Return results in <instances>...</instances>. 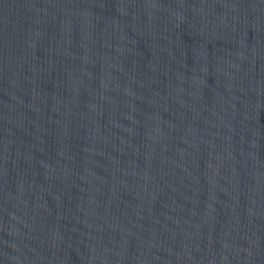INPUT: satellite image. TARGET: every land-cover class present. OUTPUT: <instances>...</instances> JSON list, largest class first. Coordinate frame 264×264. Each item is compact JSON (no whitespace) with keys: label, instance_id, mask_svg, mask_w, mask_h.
Wrapping results in <instances>:
<instances>
[{"label":"water","instance_id":"95a60500","mask_svg":"<svg viewBox=\"0 0 264 264\" xmlns=\"http://www.w3.org/2000/svg\"><path fill=\"white\" fill-rule=\"evenodd\" d=\"M0 264H264V0H0Z\"/></svg>","mask_w":264,"mask_h":264}]
</instances>
